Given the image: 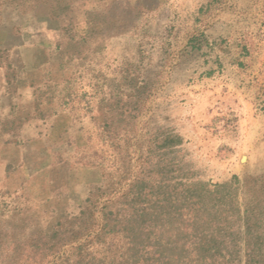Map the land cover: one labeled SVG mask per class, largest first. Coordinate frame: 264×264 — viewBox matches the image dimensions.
<instances>
[{"label": "rangeland", "instance_id": "rangeland-1", "mask_svg": "<svg viewBox=\"0 0 264 264\" xmlns=\"http://www.w3.org/2000/svg\"><path fill=\"white\" fill-rule=\"evenodd\" d=\"M0 264H264V0H0Z\"/></svg>", "mask_w": 264, "mask_h": 264}, {"label": "trees", "instance_id": "trees-1", "mask_svg": "<svg viewBox=\"0 0 264 264\" xmlns=\"http://www.w3.org/2000/svg\"><path fill=\"white\" fill-rule=\"evenodd\" d=\"M258 250H260V249H258ZM255 252H256V250H255ZM260 252H262V251L260 250ZM255 254H257V253H255Z\"/></svg>", "mask_w": 264, "mask_h": 264}]
</instances>
